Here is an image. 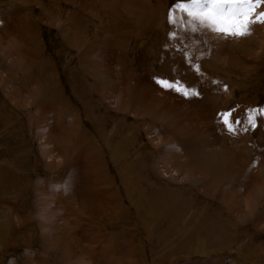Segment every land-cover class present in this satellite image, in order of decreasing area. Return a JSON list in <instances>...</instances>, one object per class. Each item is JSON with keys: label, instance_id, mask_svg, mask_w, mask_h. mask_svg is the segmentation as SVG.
I'll use <instances>...</instances> for the list:
<instances>
[{"label": "rangeland", "instance_id": "rangeland-1", "mask_svg": "<svg viewBox=\"0 0 264 264\" xmlns=\"http://www.w3.org/2000/svg\"><path fill=\"white\" fill-rule=\"evenodd\" d=\"M181 2L0 0V264H264V23Z\"/></svg>", "mask_w": 264, "mask_h": 264}, {"label": "snow or ice", "instance_id": "snow-or-ice-1", "mask_svg": "<svg viewBox=\"0 0 264 264\" xmlns=\"http://www.w3.org/2000/svg\"><path fill=\"white\" fill-rule=\"evenodd\" d=\"M258 6H264V0H190L188 3H178L181 11L186 12L192 20L226 36H244L250 34L253 23H264V10L257 11ZM171 19V17H170ZM161 87L171 89L169 81L158 80ZM188 96L185 91L182 93ZM194 95H199L194 93ZM230 113H223V125L228 132H234L233 124L240 123L229 119ZM252 128L255 121L249 118Z\"/></svg>", "mask_w": 264, "mask_h": 264}, {"label": "bare ground", "instance_id": "bare-ground-1", "mask_svg": "<svg viewBox=\"0 0 264 264\" xmlns=\"http://www.w3.org/2000/svg\"><path fill=\"white\" fill-rule=\"evenodd\" d=\"M11 86V85H10ZM18 91V90H17ZM17 95V94H16ZM10 180V179H9Z\"/></svg>", "mask_w": 264, "mask_h": 264}]
</instances>
